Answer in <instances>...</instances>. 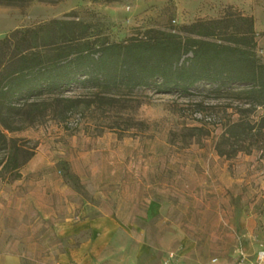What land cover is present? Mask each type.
<instances>
[{
  "label": "rangeland",
  "instance_id": "rangeland-1",
  "mask_svg": "<svg viewBox=\"0 0 264 264\" xmlns=\"http://www.w3.org/2000/svg\"><path fill=\"white\" fill-rule=\"evenodd\" d=\"M227 7L253 17L264 61V0H28L0 5V38L74 15L120 42ZM243 87L73 85L44 97L26 111L33 121L4 131L24 163L18 177L0 176V264H232L264 251L262 111L243 105ZM239 117L256 126L220 156L218 139Z\"/></svg>",
  "mask_w": 264,
  "mask_h": 264
},
{
  "label": "trees",
  "instance_id": "trees-1",
  "mask_svg": "<svg viewBox=\"0 0 264 264\" xmlns=\"http://www.w3.org/2000/svg\"><path fill=\"white\" fill-rule=\"evenodd\" d=\"M27 3L0 0L3 6ZM231 11L227 7L218 19L197 20L172 32L148 29L120 42L92 35L90 24L74 15L0 38V152L6 160L0 176L15 171L18 177L24 163L4 131L22 130L33 121L26 111L73 85L102 93L149 87L188 93L199 84L216 92L239 84L243 105L262 111L256 131L264 130V61L256 56L254 19ZM255 126L242 117L228 122L217 153L225 155L223 147L242 141Z\"/></svg>",
  "mask_w": 264,
  "mask_h": 264
},
{
  "label": "built area",
  "instance_id": "built-area-1",
  "mask_svg": "<svg viewBox=\"0 0 264 264\" xmlns=\"http://www.w3.org/2000/svg\"><path fill=\"white\" fill-rule=\"evenodd\" d=\"M233 264H264V251H258L252 259L242 257Z\"/></svg>",
  "mask_w": 264,
  "mask_h": 264
},
{
  "label": "crops",
  "instance_id": "crops-1",
  "mask_svg": "<svg viewBox=\"0 0 264 264\" xmlns=\"http://www.w3.org/2000/svg\"><path fill=\"white\" fill-rule=\"evenodd\" d=\"M5 264H14V262L13 261H11V262L9 261V262H5Z\"/></svg>",
  "mask_w": 264,
  "mask_h": 264
}]
</instances>
